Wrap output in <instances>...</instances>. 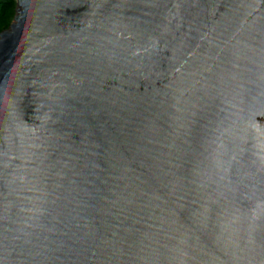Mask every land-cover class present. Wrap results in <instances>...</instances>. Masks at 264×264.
Instances as JSON below:
<instances>
[{
    "label": "water",
    "instance_id": "1",
    "mask_svg": "<svg viewBox=\"0 0 264 264\" xmlns=\"http://www.w3.org/2000/svg\"><path fill=\"white\" fill-rule=\"evenodd\" d=\"M16 2L0 264H264V0Z\"/></svg>",
    "mask_w": 264,
    "mask_h": 264
},
{
    "label": "trees",
    "instance_id": "2",
    "mask_svg": "<svg viewBox=\"0 0 264 264\" xmlns=\"http://www.w3.org/2000/svg\"><path fill=\"white\" fill-rule=\"evenodd\" d=\"M16 0H0V33L10 28L16 16Z\"/></svg>",
    "mask_w": 264,
    "mask_h": 264
}]
</instances>
